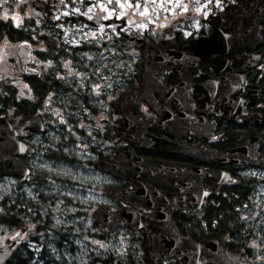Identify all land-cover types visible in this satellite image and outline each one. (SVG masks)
Instances as JSON below:
<instances>
[{
  "label": "flooded vegetation",
  "instance_id": "obj_1",
  "mask_svg": "<svg viewBox=\"0 0 264 264\" xmlns=\"http://www.w3.org/2000/svg\"><path fill=\"white\" fill-rule=\"evenodd\" d=\"M254 1L257 0H247ZM237 3L238 0H219V4L217 0H199L157 32H142L131 28L122 31V26H127L126 18L106 19L103 12L85 19L79 23L81 26L69 24L64 16L56 18L58 10L67 6L63 0H32L34 18L13 22L18 35L6 39L10 44L21 46L16 52L8 53L4 61L6 84L14 89L18 105L3 115L13 114L15 109L25 116L42 114L45 125L43 131L25 127V135L17 137L34 149L32 153L18 156L32 174L24 181L14 176L4 178H15L18 189L29 185L36 186L37 192L39 187L48 189L50 181L41 178L36 165L45 158L56 166L72 165L77 170L86 167L99 174L103 179L97 182V191L88 188L90 194L76 198V202L72 201V190L83 192V182L91 181L74 175L76 186L69 185L68 176H60L62 180L56 182L64 190H71L62 197L69 200L72 213L79 219L82 215L87 217L97 226L94 228H102L106 235L116 237L117 245L109 254L111 264L116 260L145 264L142 231L127 225L111 231L94 222L93 213L101 206H108L114 215L125 209H130L134 217L141 213L153 215L159 209L165 211L172 206L164 204L165 199L158 190L162 187V178L170 176L178 182L190 181L191 176L179 171V167L222 171L230 179L203 201L201 209L171 207L165 217H171L179 232L188 238H222L230 249L244 247L238 238L245 236L241 226L248 206L264 205V14L255 16L251 27L243 23L239 28L233 26L237 25L235 21L228 22L227 26L235 29L226 32V38L222 37L224 32L218 31L215 36L211 33L215 17L228 13ZM200 12L204 14L199 16ZM232 16L244 17L243 14ZM147 58L150 60L146 61ZM144 62L147 70L141 71L140 65ZM50 110L62 114L56 123H52ZM226 151L245 155L251 161L241 163L243 156H230L228 163L218 161L214 153ZM100 161L116 165L117 174L96 168L95 164ZM165 162L176 165L177 172L168 173L163 166ZM122 165L136 173L132 176L139 179V190L136 184L120 175ZM192 177L195 181L198 175ZM215 185L213 177L203 181L205 190ZM145 187L153 190L146 195ZM108 189L135 191L132 201L126 203L106 193ZM98 194L102 200H95L96 207L91 213V200L99 198ZM38 195L41 202L55 197L47 192L43 195L38 192ZM31 199L24 193H18L17 198H4L2 229H10L11 217L20 228L1 246L8 251V246L13 244L4 263L19 246L30 250L34 244L42 245V249L52 246L46 245L47 240H41L40 234L32 237L33 245L21 243L29 230L23 222L25 219L37 224V233L43 231L39 221H33L34 217L27 212L30 207L24 201ZM148 203L150 207L145 206ZM221 203L227 205L226 219L233 220L237 226L235 239L232 232L198 239L188 234L208 227L211 210L220 213ZM24 210L32 218H25ZM32 213L37 214L35 217L41 216L37 210ZM19 214L23 220L18 219ZM120 233L130 239L120 237ZM102 244L107 247L106 241ZM158 264H182V260L160 258Z\"/></svg>",
  "mask_w": 264,
  "mask_h": 264
},
{
  "label": "water",
  "instance_id": "obj_2",
  "mask_svg": "<svg viewBox=\"0 0 264 264\" xmlns=\"http://www.w3.org/2000/svg\"><path fill=\"white\" fill-rule=\"evenodd\" d=\"M239 14L244 15L242 19L233 17L232 15ZM245 14L250 15L247 18ZM264 14V3L262 0L254 2H247V0H238V3L229 9V12L215 17L213 23L212 36L220 32H224L222 37H228L226 32H231L235 28L227 26L230 21H235L237 25L235 27L241 28L243 23L247 27H251L255 20V16ZM98 20V18L96 19ZM242 23V24H241ZM224 25V26H223ZM223 26V27H222ZM218 34V37L221 34ZM241 35V34H238ZM236 36V35H234ZM150 59L147 58L146 61ZM147 62L140 65L141 71L147 70ZM126 95V94H125ZM23 121L20 124V121ZM44 117L42 114H30L22 115L18 109H15L13 114H7L0 116V177L14 176L21 181H24L28 175L32 174V170L28 168L19 158L20 154H29L34 151L26 143L20 141L17 137H23L25 135L24 128L28 127L34 131L44 130ZM158 142L154 144L157 147ZM237 152L226 151L216 152V159L223 163L231 161L230 156L238 158L243 156L241 163H250L251 158H247L245 155H236ZM152 163V162H147ZM164 168H167L168 173L177 172V166L172 163H163ZM95 167L104 171H109L113 174H117L116 165L109 161H100L95 164ZM120 168V175L128 182L136 184L137 189L141 186L138 183L135 176V172L128 171ZM184 172L186 175L191 176L190 181L185 179V182L177 181L176 178L168 177L161 179V185L158 190L162 192L161 197L164 198V204H172L175 210L178 207H183L184 210H191L194 207L201 209L203 201L209 197L212 193H215L230 177L227 173L222 171H216L202 167H190L186 166L184 169L179 167V171ZM198 175L195 181L192 175ZM132 177L133 180H132ZM206 177H213L216 179V185L210 189L205 190L203 181ZM136 179V180H134ZM147 186V185H146ZM153 188L145 187L144 192H151ZM134 190H113L108 189L105 192L110 195H116L120 197L126 203H130L131 198L134 195ZM183 192V193H182ZM171 196L173 200H170ZM179 197V198H178ZM155 201H151L153 203ZM150 203L145 206L150 207ZM171 207L168 210L159 209L156 214L143 216L131 215L130 209L121 211L120 214L114 215L111 213L108 206L99 207L92 216L94 222L102 227L114 231L122 225H127L134 230H140L143 233V247H144V262L145 264H158L160 258L181 259L182 264H253L250 253L245 247L230 249L227 247V242L222 238H209L195 240L188 238L179 232L177 226L172 221L171 217H165ZM157 232H155V231ZM158 233V234H157ZM157 234V236H156ZM13 244L8 246V251L0 246V264H3L6 258L10 255V251ZM5 248V246H4ZM162 253V255L160 254ZM115 264H126L120 260H116Z\"/></svg>",
  "mask_w": 264,
  "mask_h": 264
},
{
  "label": "rangeland",
  "instance_id": "obj_3",
  "mask_svg": "<svg viewBox=\"0 0 264 264\" xmlns=\"http://www.w3.org/2000/svg\"><path fill=\"white\" fill-rule=\"evenodd\" d=\"M63 1L67 6L64 9L58 10L56 18L64 16V18H67L69 20V24L72 23L73 25H77L79 23H82L85 19L91 18L99 12H103L104 17H107L106 19L118 18L122 20V18L125 17L127 20V26H122V31H127L128 28H131L135 29L136 31L140 30L142 32L149 30L157 32L159 27H163L169 24L172 18H175L176 16L182 14L185 11L184 5H187L188 9L191 5L198 3L199 0H181L180 6H176V0H171V2H168V0H155L154 3L153 0H119V2H117V0H112L111 3H109V0ZM31 3L32 0H0V21L5 22L10 16L13 17L12 21H14L16 24L23 19H33L34 15L32 12ZM137 3H139L140 5L139 8L136 7ZM120 4H124V7L121 8ZM129 4L131 5V7L128 6ZM145 8H147L146 14L141 15V13L145 12ZM109 13H111V15H109ZM202 14L204 13L200 12L199 16H201ZM79 25L81 26V24ZM141 25H143V27H141ZM76 28L80 30L79 27ZM103 29H106V25L103 26ZM117 35L118 31L116 30V36ZM19 46L21 45L10 44L6 39H3L0 42V77H6V66L4 64V61L7 58V54L16 52ZM50 113L52 115V123H56L58 121V117L62 116V114L57 115L56 113H53L52 110H50ZM36 157L40 158V156ZM75 157L77 158V156ZM36 165L37 169L42 174L41 178H43V180L50 181V183L47 184L48 189H46L45 187H42V189H40L41 187H39L38 192L42 193V195L46 192L54 194L55 197L53 199L41 202L38 192L34 190L36 186L33 187L29 185L28 187L25 186L24 189H18L17 180L15 178L10 177L8 179H5L4 177H0L1 201L4 200L6 196L17 198L18 193H24L28 199L32 198L31 201L27 202H34L33 204L41 202L42 204V206L36 205L35 208H29L27 212L31 213L32 216L35 217L37 216V214L32 213V210H37L39 208L36 207H40V218L43 222L48 223V227H51H49L47 230H43L37 233V224L25 219L23 222L24 224H27L29 230L25 233L21 243L24 242L32 244V237L40 234L41 240H47L48 245H52L57 235L55 230H53V228H55L60 229L61 233L65 234L66 236H68V234L70 236L71 234L83 233L80 242H78L77 244H79L81 247H83L85 244L87 246L86 242L88 241L90 246L95 249V254L97 256L108 257L110 252H112V250L114 249V246L117 245V242L115 240L116 237H113V235H106L105 231L102 228L91 227L90 229V227L85 224L81 225V223L87 217H83L82 215L79 219L74 213H72L73 208H71V204H68L69 200L66 201V199H63L62 197L64 195H67L66 193L71 190L69 188H66V190H64L65 188L58 184L59 182H56L62 180L60 176H68L71 178V183H69V185L76 186L74 182V175L76 177L79 176V178H84L91 181V183H89L88 181L83 182L82 188L85 189L83 192L72 190L71 198L73 202H76V198L87 196L88 194H90V192L87 191L88 188L96 192L97 182L102 180L103 178L99 174H96L94 171L86 170V167H84V169L81 168V170H77L72 165H68V167L56 166L51 160L46 158L44 162H38ZM33 197H35L36 199ZM45 198L48 199L46 196ZM98 199H100V196L99 198L93 197V200H91L93 202V205L90 208L91 213L96 207L95 200ZM85 200L89 202L90 198H86ZM248 207L249 210L245 213V218H243L244 223H242V232L244 233L243 235H245L244 247L249 251L250 258L253 264H264V205L263 203H259L256 206L249 205ZM0 212H3L2 207L0 208ZM17 217L18 219L22 218L20 214L17 215ZM81 227L83 230L81 229ZM1 228L2 227H0V246H2V244L6 242V240H10L20 231L19 227L5 230ZM88 232H91L90 238L87 237ZM120 234V237L126 239L127 241L130 239L127 238L126 234ZM103 235L105 236L102 237ZM94 239L97 240L94 241ZM227 239L229 238L227 237ZM73 240L74 238L70 239V241ZM103 240L107 242V247L102 244ZM33 246L35 247L36 245L34 244ZM34 247L30 248L35 252V257H38L39 252L42 250V245H38L35 248ZM78 257L80 258L78 260L81 264H84L86 262L85 256L82 257L79 255Z\"/></svg>",
  "mask_w": 264,
  "mask_h": 264
},
{
  "label": "trees",
  "instance_id": "obj_4",
  "mask_svg": "<svg viewBox=\"0 0 264 264\" xmlns=\"http://www.w3.org/2000/svg\"><path fill=\"white\" fill-rule=\"evenodd\" d=\"M13 17H9L7 21H0V42L3 39H9L17 37V32L15 31V28L13 27L12 21ZM8 74V73H7ZM8 76V75H7ZM6 77H0V116H2L9 108H12V106H17V98L16 93L12 86H8ZM4 200H0V208L3 207ZM25 206H29L30 208H35L36 205H34V202H27L24 201ZM42 206V204H40ZM218 206L222 207V210L220 213H214L210 214L208 218V227H201L199 232L193 233L189 232L188 234H191L194 238H202V237H214V236H226L228 233L232 232V235H236V228L233 224V220L226 219V204H219ZM41 209L40 207H36ZM226 208V209H225ZM37 209V211L40 212V210ZM10 212H13L11 208L8 209ZM24 217L25 218H32L31 215H28L26 210H24ZM206 215V213H205ZM39 221L40 228L43 230H47L48 223L43 222L40 219V216L34 217L33 221ZM230 220L232 221V229H230ZM4 216L2 212H0V227L4 224ZM218 222V225H217ZM9 228L14 229L19 227L16 219L14 217H11L9 222ZM87 225L90 227H97L94 223H92L90 220L85 218V220L81 223V225ZM51 225V224H49ZM206 226V225H204ZM242 227V226H241ZM51 228V227H50ZM2 229V228H1ZM82 229V227H81ZM89 229V228H88ZM56 232V239L53 241L51 248H48L47 246L44 247L40 252L39 256L35 257V252L30 250L28 247H18L14 249L11 252L10 259L3 264H81L78 259H80L78 256L86 257V262L84 264H111L112 258L110 260L106 258V256H97L95 254V249H93L89 242L87 241L86 244L81 247L78 242H80V239L82 238L83 233L78 234H71L69 236H66L65 234H62L60 229L53 228ZM83 230V229H82ZM41 231V229H40ZM85 231V230H84ZM187 231L185 232V234ZM237 236H235L233 239H235ZM73 241H70V239H73ZM239 242L245 243V239L242 238V236H239ZM89 244V245H88ZM48 245V244H46ZM45 246V245H44ZM81 257V258H82ZM77 258V259H76Z\"/></svg>",
  "mask_w": 264,
  "mask_h": 264
},
{
  "label": "snow or ice",
  "instance_id": "obj_5",
  "mask_svg": "<svg viewBox=\"0 0 264 264\" xmlns=\"http://www.w3.org/2000/svg\"><path fill=\"white\" fill-rule=\"evenodd\" d=\"M111 2H112V0H109V3H111ZM117 2H119V0H117ZM154 2H155V0H153V3ZM168 2H171V0H168ZM217 3L219 4V0H217ZM180 4H181V0H176V6H180ZM128 6L131 7L130 4ZM120 7L123 8L124 4H120ZM136 7L137 8L140 7L139 3H137ZM184 10H187V5H184ZM90 11H91V9H90ZM197 11H200V9H197ZM146 12H147V8H145V12L141 13V15L146 14ZM109 15H111V13H109ZM105 18H107V17H105ZM14 19H15V17H14ZM141 27H143V25H141Z\"/></svg>",
  "mask_w": 264,
  "mask_h": 264
}]
</instances>
